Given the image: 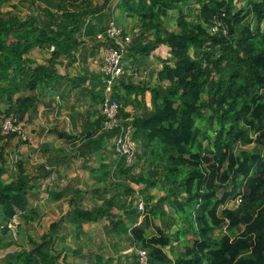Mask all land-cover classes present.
Here are the masks:
<instances>
[{
  "label": "trees",
  "instance_id": "1",
  "mask_svg": "<svg viewBox=\"0 0 264 264\" xmlns=\"http://www.w3.org/2000/svg\"><path fill=\"white\" fill-rule=\"evenodd\" d=\"M8 1L0 0V7ZM36 1L45 19L0 10V100L8 104L5 116L18 120L36 106V97L13 100V94L22 82L30 90L49 82L53 71L47 65L29 71L25 55L35 47L51 49L52 58L67 55L83 43L84 35L106 32L114 19L111 0ZM189 2L196 7L186 15L182 8ZM235 2H117L138 31L128 50L143 57L152 52L162 67L152 85L119 79L128 91L150 95L143 112L130 117L124 110L128 100L115 86L111 96L118 102L121 124L134 127L133 138L141 144L137 158L159 162L136 176L132 168L120 170L130 174L126 187L120 184L127 197L112 194L91 210L77 208L74 222L81 226L109 219L114 233L147 251L149 264H264V0H237L239 7ZM171 9L180 14L170 30L162 17ZM104 119L102 115L100 121ZM103 130L100 140L115 136L120 126ZM12 136L16 134L0 133V141ZM123 164L120 158L118 165ZM1 174L2 169L0 230L7 235L4 224L27 210L34 194L24 167L15 182L5 183ZM150 187L160 192L151 203ZM136 191L144 202L142 216ZM172 239L180 243L176 252ZM44 241L20 253L23 264L55 262ZM96 261L111 264L103 257ZM132 262L138 264L136 254Z\"/></svg>",
  "mask_w": 264,
  "mask_h": 264
},
{
  "label": "crops",
  "instance_id": "2",
  "mask_svg": "<svg viewBox=\"0 0 264 264\" xmlns=\"http://www.w3.org/2000/svg\"><path fill=\"white\" fill-rule=\"evenodd\" d=\"M95 43L94 37L86 36L73 52L57 58H52L51 49L45 47H35L28 54L29 71L38 65H47L53 71L49 82L42 81L33 92L29 91L36 97V106L22 119L28 140L17 142L7 137L0 141L2 180L15 182L19 168L24 167L34 194L27 210L19 211L22 223L16 238L0 230V264H23L20 253L30 251L43 238L48 254L60 259L47 264H96L98 257H103L104 262L111 260V264H133L132 244L126 236L111 230L109 219L100 221L104 231L97 236L91 227L95 221L81 226L74 222L77 208L91 210L108 198L100 193L94 195L97 188L104 186L99 169L109 163L101 158L112 152V137L100 140L104 131L100 97L105 82L97 60L100 46ZM126 57L131 65L124 67L121 81L140 87L157 83L162 62L154 53L143 59L129 50ZM142 61L146 81L134 82L143 70L132 72V64ZM121 81L114 88L128 100L124 110L130 117L143 112L150 95L128 91ZM1 117L2 113L0 122Z\"/></svg>",
  "mask_w": 264,
  "mask_h": 264
},
{
  "label": "rangeland",
  "instance_id": "3",
  "mask_svg": "<svg viewBox=\"0 0 264 264\" xmlns=\"http://www.w3.org/2000/svg\"><path fill=\"white\" fill-rule=\"evenodd\" d=\"M93 1L94 2H99L101 0H93ZM38 3H40V2L36 1L35 3H33L32 0H11V1H8V2H4L2 4V7H0V10L2 8V11H1L2 13L9 12V13H12V14H20L22 16L28 14V15L35 16L36 18L42 20V19H45L48 16L45 13H41L40 12V8H39V6H37ZM235 4H236L237 7H239V3L237 2V0H236ZM193 7H196V4H194V2H189L188 4L186 3V4L183 5L182 10L187 15V13L189 12V9L193 8ZM113 10H114V12H113ZM113 10H112V12H113L114 19L111 20L112 22H110L109 24H112V27L115 28L116 33H118L119 30H122V33H124L123 35H125V36H121L119 34H116V39L122 41L123 45L125 46V48L123 50L124 51L123 52V58H122V61H121V65L123 66V69H124V72H125V68L124 67L131 65L130 62H128V61H130L129 57H126L128 52H129L128 47L131 46V44H133V42H134L133 38L135 37L137 30H135V31L132 30L133 29L131 27L132 24L124 16V13L120 12L119 8H116V9H113ZM179 14H180V11H178V9H171V10L168 11V14H167L166 17H162V21L164 22L165 26L168 29L171 30V29H174L176 27V18L179 16ZM90 18L91 17L89 16L88 19H90ZM252 26L254 27V23H252ZM263 27H264V23L261 25V28H263ZM84 29H85V27H83L82 33L84 32ZM263 31H264V29H263ZM83 38L85 39L86 35H84ZM94 39H95V42H96L95 45H99L100 46V52H99V56H97V60L99 58L98 62H99V65H100V70L102 71L101 67L103 65L104 57L106 55V50L105 49L108 47V44H109L110 40L106 36V34H103V33H99V34L96 33L94 35ZM31 50L25 55V58L27 59V62H26L27 65H30V63H31L30 58L28 56V54L31 52ZM73 51L74 50H72V52ZM97 53H98V51H97ZM148 57H150V55ZM143 59H145V57H143ZM143 63L144 62L142 61V62H139L138 64H132V67H131L132 72L134 70H135V72H138L139 70H141L142 67H143ZM137 66H139L138 69H136ZM142 72H141V74L144 75V76L139 75L138 79H134L133 80L134 82L146 81L144 70ZM11 74L12 73L9 70L8 75H11ZM123 74H121V75H123ZM21 85L25 86V82L24 83L22 82ZM39 85L40 84H38V86ZM112 86H116V85L113 84ZM112 86H111V89H112ZM25 88H27V87H25ZM29 91L33 92L34 90H30V88H27L25 90L21 89L19 92H16V93L13 94L14 99L16 97L21 96V95L24 96V97L29 96V94H30ZM7 107H8V105H7L6 101L3 100V99L0 100V109H1L0 113H2V117H1L2 120L0 122V126H2L3 119L5 117L4 111L6 110ZM32 110L33 109H31V108L28 109L25 112L24 116L28 112H31ZM18 123L20 125V133H21V135H24V136L26 135L27 136V132H26V130L24 128L23 120H19ZM103 128H105L104 122H103ZM96 135H98V132L96 134H94V136H96ZM14 138L16 139L17 142L21 141V139H18L17 136L14 137ZM134 141H135V144L138 145L136 154H135L133 160H131V161L125 160V158H124L123 161L124 160L125 161H124V164L122 166L118 165V162H119L121 156L115 153L112 144H111V148H112L111 149L112 150L111 154L109 156L106 155L105 157L101 158L102 161H108L109 163H108V167L99 169V170H101V172H99V173H101V175L104 177V179H103L104 180V184H101V185H104V186L100 187L101 191H99L98 190L99 188H97L96 192L94 193L95 196L99 195V193H100V195H104L106 197H110L112 194L113 195H117L118 197L119 196L127 197V195L124 193V187H126V184H127L126 180L130 177V174H129V176L127 174H123V173L120 172V170H123L124 168H132L131 171H132V173H134L133 176H136L140 172L141 173H149L151 171V169L156 167V164L159 162V160L157 158H152V160H154L153 164L149 163L150 161L148 159H146V158L142 159V160H140L139 156L137 158V154L141 153V148H140L141 144H138L137 140H135V139H134ZM23 142H25V141H23ZM117 183H119V184H117ZM120 184H122L124 187H122ZM116 185H117V187H115ZM139 185L140 186H144L145 184L141 182ZM138 194L139 193L137 191L134 192L135 198L137 199V197H138L137 201H139V199H140ZM158 195L160 196V192L158 191V189H156L155 187H150V189L148 190V194H147V196L149 197L148 198L149 202L150 203L153 202L157 198ZM228 205L230 206L231 202H228ZM161 219H165V216H161ZM21 223H22V219L18 217V229H19V226L21 225ZM101 223H103V221L102 222H94L92 224V226H91L94 229V232H95L96 236H97L98 233L99 234H103L104 229H103V226L101 225ZM174 228H175V226H173V229ZM15 236H17V235H15ZM15 238H13V239H15ZM177 241L178 240H176V239H172V242L174 243V246H175V249H176L175 252L178 250V248L180 246V243H178ZM131 253H132L131 257H133V259H134V256H135L134 247H133V250H132ZM55 259L60 261V259L57 258V257H55Z\"/></svg>",
  "mask_w": 264,
  "mask_h": 264
},
{
  "label": "built area",
  "instance_id": "4",
  "mask_svg": "<svg viewBox=\"0 0 264 264\" xmlns=\"http://www.w3.org/2000/svg\"><path fill=\"white\" fill-rule=\"evenodd\" d=\"M117 1L118 0L113 2V7L116 5ZM103 34H106V36L113 38V42L116 43V45H113L114 43H109L108 47L105 49L106 55L104 57V62L101 69L107 77L103 90L104 99L100 103V113L104 115L105 118L103 121L105 124V129H109L114 126H120L119 132L116 133V135L112 138L113 149L116 154L121 156L120 158H125V160L131 161L133 160L137 151V145L135 144L133 138L134 127H132L131 125L121 124V120H119L118 117V102L111 96V86L118 83L121 74L124 73L121 61L123 58V50L125 46L123 45L122 41L116 39V34H119L121 36L125 35H123L122 30H119V32L116 33V30L114 27H112V24L108 25L106 32H104ZM18 121L19 120L17 119V117L13 114L5 116L2 126H0V133L3 135L15 133L18 139H21V141L28 140V137L26 135H21L20 125ZM137 207L139 209V212L141 213L140 216H142V213L144 211V202L142 198L137 201ZM18 217L20 218L19 212L15 213L4 224L6 231L11 238H15V235H17ZM134 251L137 255L138 264H149L148 254L145 249L134 247Z\"/></svg>",
  "mask_w": 264,
  "mask_h": 264
},
{
  "label": "clouds",
  "instance_id": "5",
  "mask_svg": "<svg viewBox=\"0 0 264 264\" xmlns=\"http://www.w3.org/2000/svg\"><path fill=\"white\" fill-rule=\"evenodd\" d=\"M114 1H116V0H111V2H110V10H111V11H112L113 9H116V8H117V3H116V5H115L114 7L112 6V4H113ZM118 1H119V0H118ZM118 1H117V2H118ZM121 76H122V75H121ZM119 79H120V78H119ZM118 82H119V81H118ZM115 85H116V84H115ZM113 87H114V86H113ZM113 87H112V89H113ZM112 138H113V137H112ZM17 212H18V211H17ZM19 214H20V213H19Z\"/></svg>",
  "mask_w": 264,
  "mask_h": 264
}]
</instances>
